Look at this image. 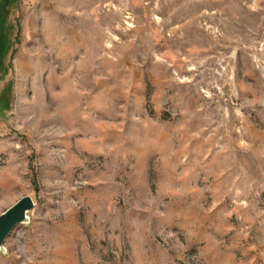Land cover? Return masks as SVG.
I'll list each match as a JSON object with an SVG mask.
<instances>
[{
  "label": "rangeland",
  "instance_id": "1",
  "mask_svg": "<svg viewBox=\"0 0 264 264\" xmlns=\"http://www.w3.org/2000/svg\"><path fill=\"white\" fill-rule=\"evenodd\" d=\"M0 264H264V0H0Z\"/></svg>",
  "mask_w": 264,
  "mask_h": 264
},
{
  "label": "water",
  "instance_id": "2",
  "mask_svg": "<svg viewBox=\"0 0 264 264\" xmlns=\"http://www.w3.org/2000/svg\"><path fill=\"white\" fill-rule=\"evenodd\" d=\"M36 208L31 196H26L0 215V253L7 254L5 242L18 226L30 224V213Z\"/></svg>",
  "mask_w": 264,
  "mask_h": 264
}]
</instances>
